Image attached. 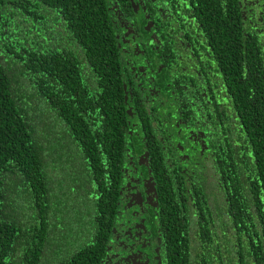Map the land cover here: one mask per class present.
I'll return each mask as SVG.
<instances>
[{
	"label": "trees",
	"instance_id": "obj_1",
	"mask_svg": "<svg viewBox=\"0 0 264 264\" xmlns=\"http://www.w3.org/2000/svg\"><path fill=\"white\" fill-rule=\"evenodd\" d=\"M189 1L159 0L163 23L172 11L169 35L167 22L156 30L161 44L174 36L191 44L181 38L194 27L207 32L227 70L229 103L218 116L217 167L193 185L192 201L163 195L161 264H264L261 52L233 31L236 10L216 1L195 24ZM114 2L0 0V264H99L104 256L100 236L118 210L128 136ZM62 176L68 183L59 188Z\"/></svg>",
	"mask_w": 264,
	"mask_h": 264
},
{
	"label": "flooded vegetation",
	"instance_id": "obj_2",
	"mask_svg": "<svg viewBox=\"0 0 264 264\" xmlns=\"http://www.w3.org/2000/svg\"><path fill=\"white\" fill-rule=\"evenodd\" d=\"M113 1L112 24L123 56L118 68L122 72L127 160L116 181L117 213L109 233L104 223L105 233L100 236L105 249L99 264H161L163 195L176 191V199L181 200L184 194L192 201L193 185L205 182L209 171L217 167L218 116L220 106L229 103L221 86L227 82V70L220 69L219 51L211 45L208 33H200L196 27L181 38H190L191 44L180 46L175 36L165 47L161 44L157 31L167 22L165 32L169 35L172 11L165 13L163 23L159 0ZM216 1L227 14L238 12L240 22L232 25L233 31L242 32L243 46L246 39H256L264 65V35L260 34L264 0H191L195 24L205 14L209 19L207 11ZM146 2L154 9L147 11ZM190 204L195 207V202ZM179 209L187 217L188 211ZM106 215L101 212V219L106 220Z\"/></svg>",
	"mask_w": 264,
	"mask_h": 264
},
{
	"label": "rangeland",
	"instance_id": "obj_3",
	"mask_svg": "<svg viewBox=\"0 0 264 264\" xmlns=\"http://www.w3.org/2000/svg\"><path fill=\"white\" fill-rule=\"evenodd\" d=\"M55 178L53 177L52 178V180H54ZM63 183H68V181H67V179H65L63 176L61 177V179L57 182V184H58V186H59V188H61V186H63ZM51 216V215H50ZM52 219V221H50L51 222V224L53 225V227H50V235L51 236H54L56 233H57V230H55V226H54V223H55V225L57 224V222L55 221V218H51ZM40 264H48V263H46L45 262V260L43 259L42 261H41V263Z\"/></svg>",
	"mask_w": 264,
	"mask_h": 264
},
{
	"label": "water",
	"instance_id": "obj_4",
	"mask_svg": "<svg viewBox=\"0 0 264 264\" xmlns=\"http://www.w3.org/2000/svg\"><path fill=\"white\" fill-rule=\"evenodd\" d=\"M132 1V0H131Z\"/></svg>",
	"mask_w": 264,
	"mask_h": 264
}]
</instances>
